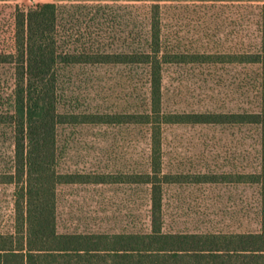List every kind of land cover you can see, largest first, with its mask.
Wrapping results in <instances>:
<instances>
[{"label":"trees","instance_id":"trees-1","mask_svg":"<svg viewBox=\"0 0 264 264\" xmlns=\"http://www.w3.org/2000/svg\"><path fill=\"white\" fill-rule=\"evenodd\" d=\"M0 11L10 12L0 25V188L11 207L0 264H264V0ZM223 22L236 36L214 40ZM217 67L234 77L211 82ZM184 127L227 135L237 163L171 170L164 147ZM121 143L131 164H117ZM218 184L248 193L217 211H168L167 190ZM79 187L122 189L128 205L103 197L99 222L82 211L60 221L61 190Z\"/></svg>","mask_w":264,"mask_h":264},{"label":"rangeland","instance_id":"rangeland-1","mask_svg":"<svg viewBox=\"0 0 264 264\" xmlns=\"http://www.w3.org/2000/svg\"><path fill=\"white\" fill-rule=\"evenodd\" d=\"M58 0H0V4H6L9 6L18 5L20 8H27L37 4L55 3ZM226 14H223L225 19ZM10 12L0 11V25L4 26L9 23ZM223 26L215 33L214 40H230L236 36L231 34V28L226 22H223ZM188 37H193L190 33ZM197 37V35H194ZM200 78L205 77V72ZM235 72L228 68H212L208 74V79L211 82L216 83L222 81L225 84L228 83L234 77ZM186 74V73H185ZM188 80H197L199 74L195 73L196 77L186 74ZM169 76H171L169 74ZM193 77V78H192ZM223 97L222 95L220 96ZM219 98V97H218ZM227 101V100H226ZM176 136V139H174ZM88 138L87 141H90ZM123 146L124 160H119L117 164H131L128 158V153L131 154V150L128 144H118L117 146ZM100 147H105V143L99 142ZM108 146V145H106ZM164 150L166 151L165 162L171 170L188 171V170H200L205 167H209L215 170H227L231 164L237 163L236 150L239 147L232 141L227 135H223L219 130L210 128H174L168 134V142L166 143ZM117 151V150H116ZM248 192L241 187L234 189L230 185L218 184L209 186H195V187H178L167 190L166 192V206L168 211L180 209L185 211L187 209L197 210L200 212L204 207H211L214 211L218 209L226 208L230 203V198H239L245 196ZM110 198L111 204L117 205L123 210V205H128V198L125 191L122 189H101L92 187L89 188H63L60 192L59 199V213L61 215L60 221L67 219L68 216H80L79 212L82 211L84 216L89 221L92 218L94 221L99 222L100 203L102 198ZM234 202V201H233ZM116 207H108L109 210H116ZM9 203V189L0 188V230L6 228V223L10 213ZM70 214V215H69ZM103 214V213H102ZM74 218V219H76ZM216 218V217H214ZM97 219V220H96ZM186 218L182 219V222L186 221ZM72 222V221H71ZM93 223V221H90ZM76 224V221H73Z\"/></svg>","mask_w":264,"mask_h":264}]
</instances>
